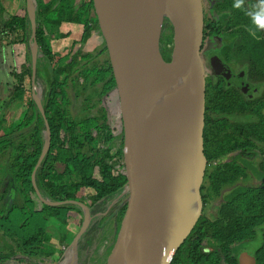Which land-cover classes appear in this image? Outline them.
Masks as SVG:
<instances>
[{
    "label": "trees",
    "instance_id": "trees-1",
    "mask_svg": "<svg viewBox=\"0 0 264 264\" xmlns=\"http://www.w3.org/2000/svg\"><path fill=\"white\" fill-rule=\"evenodd\" d=\"M243 1L207 0L202 49L207 39H219L223 41L220 56L226 58L228 44L243 40L235 55L245 54L253 62L249 73L258 78V96L243 101L221 78L213 86L205 83L207 166L200 194L203 209L216 206V213L214 219L202 214L177 252V264H237L233 249L253 243V264H264V22L256 18L252 1L249 9ZM25 5V0H18L11 14L0 5V50L22 47L26 51L18 69L9 74L12 84L6 101H18L24 110L15 122L0 118V264H54L62 255L61 247H68L77 234L82 212L70 204L47 206L32 187L44 123L30 97V25ZM64 23L80 25L81 33L72 42V53L57 58L52 38ZM99 29L92 0H36V79L44 75L43 111L50 130V147L36 171V186L51 202H79L95 209L94 214L106 210L127 183L124 165L114 166L123 159L124 135L110 61L98 59L107 52L106 46L81 52L91 33ZM172 38L173 29L164 21L159 52L166 64ZM70 95L81 98L76 115L68 109ZM234 116L249 121H234ZM81 192L85 196L80 197ZM128 206L129 201H118L79 244L90 243L98 229L102 231L98 242L110 235L112 245L100 264H107ZM207 242L218 249L204 254Z\"/></svg>",
    "mask_w": 264,
    "mask_h": 264
},
{
    "label": "water",
    "instance_id": "water-1",
    "mask_svg": "<svg viewBox=\"0 0 264 264\" xmlns=\"http://www.w3.org/2000/svg\"><path fill=\"white\" fill-rule=\"evenodd\" d=\"M115 81L123 125L128 212L107 264H171L202 215L205 68L202 0H92ZM30 25L31 98L43 123V148L31 175L47 206L74 205L88 229L89 209L79 202H51L38 192L35 174L50 147V130L36 93V0H25ZM173 29L170 62L159 52L163 22ZM224 76L227 84L233 79ZM119 199V198H118ZM114 200L113 204L118 201Z\"/></svg>",
    "mask_w": 264,
    "mask_h": 264
},
{
    "label": "rangeland",
    "instance_id": "rangeland-1",
    "mask_svg": "<svg viewBox=\"0 0 264 264\" xmlns=\"http://www.w3.org/2000/svg\"><path fill=\"white\" fill-rule=\"evenodd\" d=\"M79 1V0H78ZM260 12V16L264 18V3L260 0H255ZM18 0H0V5L3 7L4 12L6 14H11L15 9L17 5ZM263 20V19H262ZM81 33V27L80 25H68L63 24V26L56 32L55 35H60L61 37L57 38L56 42L53 43L52 49L54 48L58 55L66 54L67 51L69 53H72L71 45L73 41H78L80 38ZM56 36V37H57ZM104 39L102 36L101 31L92 32L91 37L86 42L84 46L81 48L82 53H93L96 52V50L99 49L101 51L104 48ZM25 49L22 47L20 49H13L12 47H6L5 49L0 50V118L12 122L16 121L19 117V115L23 112V106L20 105L18 101H13L10 104H7V92L10 90V85L12 84V79L9 76V74L15 69H18V66L21 62H23L25 58ZM203 56V52L201 54V57ZM100 62H109V56L107 52L102 53L99 58ZM44 65V64H43ZM37 88L40 89L41 93L44 95V92H46V82L44 75L41 76L40 79H38ZM69 100L71 102V106L68 107L70 113L73 115H76L78 113V110L81 108V98L75 99L73 95L69 96ZM249 121L248 118H243L242 121ZM123 157V156H122ZM119 164L124 165V161L119 160L118 163H115V167L119 166ZM82 195V192L79 193ZM85 196L84 193L82 196ZM204 208V207H203ZM216 213V206H210L207 205L205 209H202V214L205 215L209 219H214ZM74 221L76 222L77 215H74ZM99 232H96L93 240L88 244L86 253L81 254V258L78 264H82L83 262L87 263L91 258L94 261L98 256L104 252V248L106 245V241L104 240L102 243H98ZM92 247V248H91ZM256 244H249L247 245L243 251L245 252L244 255L246 257L241 258V263L244 264H251V254H253L255 250ZM238 249H241V247H238ZM103 260V259H102ZM99 263H101L99 261Z\"/></svg>",
    "mask_w": 264,
    "mask_h": 264
},
{
    "label": "flooded vegetation",
    "instance_id": "flooded-vegetation-1",
    "mask_svg": "<svg viewBox=\"0 0 264 264\" xmlns=\"http://www.w3.org/2000/svg\"><path fill=\"white\" fill-rule=\"evenodd\" d=\"M251 1L255 5V10H256V13L258 15V6H257V4H255L256 3L255 0H244L243 5L245 6V8L249 9L248 3L249 2L251 3ZM202 5H203V11H204V9L207 8V6H208L207 0H202ZM97 31H100V29L93 31V32H97ZM56 36H54L52 38V46H53V43L56 42L57 38L61 37V34L58 35L57 38H56ZM222 42L223 41H221L219 39L211 38V39H207L205 44H204V47L202 49V52H203L202 60L204 63V68H205V83H208L209 85L213 86L215 82H219L218 78H221L223 80L225 86H227L230 89V91H232V94L238 98H241L243 101L244 100H251L253 98V96L257 97L258 96V78L254 79L253 74L249 73L250 70L252 71L253 62L245 54H243L241 57L240 56L238 57V55H235V52L239 48V43L243 44L244 41L243 40L242 41L232 40L230 42V44H228L229 45V52H228V56L226 58L220 56V47L222 45ZM52 50L54 53L57 54V52L55 51L54 48ZM66 54H71V53H69V51H67ZM66 54H64V55H66ZM61 56H63V55H61ZM58 57H60V55L57 54V58ZM216 67L218 70L225 73L226 76L233 79L232 82L227 84L226 80L224 79V76H222L221 74L216 72V69H215ZM36 82L38 83L37 79H36ZM30 97H31V94H30ZM44 99H45V92H44V95L40 92V104H41L42 108H43ZM36 110H37V108H36ZM243 118H245V117H237V116L232 117V119L234 121L238 120L239 122H242ZM117 199H118V201L124 200L126 202L129 200V196H128V194L122 196V192H120L116 196V198L113 199V201L117 200ZM113 201H111L108 204L106 210H100L98 212L96 211L95 214L93 213V210H95V209H89V215L91 218L90 223H89L88 229L86 230V232L84 233V235L81 237V239L79 240V242L77 244L76 252H77L78 259H77V262L74 264L79 263L80 258H81L80 257L81 254L86 253V251H87L86 246L88 244H90V243H86V244L80 245V247H79L81 240H83L85 234L96 223V221L100 220V218H104L107 215L108 211H110L112 209V207H114V205H116L118 203V201H116L113 204ZM98 222H101V220ZM81 223H82V221H81ZM101 224H105V223H101ZM101 226H103V225H101ZM80 227H81V225H80ZM100 228H102V227H100ZM96 232H99L98 238L101 237L100 236L102 233L101 229H98ZM95 233H94V235H95ZM94 235H93V237H94ZM93 237H92L91 241L93 240ZM98 238H97V241H99ZM105 241H106V245L104 248V252H102V254L100 256H98L96 259H94V261H90V260H92V258H91L87 263L83 262L82 264H100L99 261L100 262L102 261L103 256L105 255L107 249L110 248V246L112 245L111 236L108 235L106 237ZM186 241H187V239H186ZM102 242H98V243H102ZM68 247H61L62 255L59 258V260L56 261L54 264H59V262L61 261L63 256L66 254ZM239 247H241V249H238V247L236 249H233V257L236 260L237 264H244V263H241V258L246 257L244 255L245 252L243 251L244 247H242V246H239ZM179 249L177 250V252L179 251ZM214 249H218L217 246L213 242H207L206 245H204V250H203L205 253L204 252L203 253L209 254ZM177 252H176V254H177ZM176 254H175V256H176ZM175 256H174V258H175ZM174 258H173L171 264H177V262H176L177 260L175 261ZM251 262H252V260H251ZM251 264H253V262Z\"/></svg>",
    "mask_w": 264,
    "mask_h": 264
},
{
    "label": "bare ground",
    "instance_id": "bare-ground-1",
    "mask_svg": "<svg viewBox=\"0 0 264 264\" xmlns=\"http://www.w3.org/2000/svg\"><path fill=\"white\" fill-rule=\"evenodd\" d=\"M41 91L39 88L36 89V93L39 94ZM90 241V240H89ZM92 248V247H91ZM81 250V249H80ZM79 251V250H78ZM59 264H74L73 262V256L71 252H66V254L63 256Z\"/></svg>",
    "mask_w": 264,
    "mask_h": 264
},
{
    "label": "clouds",
    "instance_id": "clouds-1",
    "mask_svg": "<svg viewBox=\"0 0 264 264\" xmlns=\"http://www.w3.org/2000/svg\"><path fill=\"white\" fill-rule=\"evenodd\" d=\"M234 6H239L238 4H236V5H234ZM262 11H264V9H262ZM258 20H262L261 19V17H260V15H257V17H256ZM262 22H264V20H262Z\"/></svg>",
    "mask_w": 264,
    "mask_h": 264
},
{
    "label": "crops",
    "instance_id": "crops-1",
    "mask_svg": "<svg viewBox=\"0 0 264 264\" xmlns=\"http://www.w3.org/2000/svg\"><path fill=\"white\" fill-rule=\"evenodd\" d=\"M7 96H8V92H7Z\"/></svg>",
    "mask_w": 264,
    "mask_h": 264
}]
</instances>
